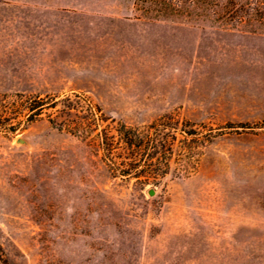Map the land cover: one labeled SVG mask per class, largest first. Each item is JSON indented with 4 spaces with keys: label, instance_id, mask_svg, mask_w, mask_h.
<instances>
[{
    "label": "rangeland",
    "instance_id": "rangeland-1",
    "mask_svg": "<svg viewBox=\"0 0 264 264\" xmlns=\"http://www.w3.org/2000/svg\"><path fill=\"white\" fill-rule=\"evenodd\" d=\"M0 264H264V0H0Z\"/></svg>",
    "mask_w": 264,
    "mask_h": 264
},
{
    "label": "trees",
    "instance_id": "trees-1",
    "mask_svg": "<svg viewBox=\"0 0 264 264\" xmlns=\"http://www.w3.org/2000/svg\"><path fill=\"white\" fill-rule=\"evenodd\" d=\"M43 108H44V105L41 102H36L34 110L36 109L42 110ZM119 135H120V139L124 141L128 150L131 152V155H133V157L130 158L133 161L135 160L134 158L139 156V154L142 152L147 153L148 158L151 159L149 161H152L153 156L158 151L156 140L151 139L150 141H148L149 144H145L144 139L140 138L138 132H136V130L132 128H128L127 126L122 125L119 129ZM109 157L113 158L112 152L110 153ZM137 163L139 164V162L136 161V162L131 163V166H122L123 168H119L120 171H122V176L126 178L135 177L137 179H141L142 177L141 174L143 172L139 171V167H142V166H138ZM144 167L147 168L148 170H151L152 172L157 171V168H158V166H143V168ZM169 168L170 166H166L165 169H169Z\"/></svg>",
    "mask_w": 264,
    "mask_h": 264
},
{
    "label": "water",
    "instance_id": "water-1",
    "mask_svg": "<svg viewBox=\"0 0 264 264\" xmlns=\"http://www.w3.org/2000/svg\"><path fill=\"white\" fill-rule=\"evenodd\" d=\"M19 143L23 142L22 140H18ZM150 195H154V190L150 191Z\"/></svg>",
    "mask_w": 264,
    "mask_h": 264
}]
</instances>
